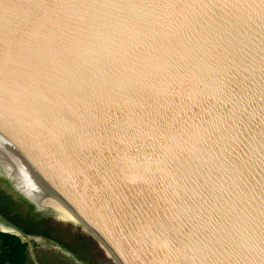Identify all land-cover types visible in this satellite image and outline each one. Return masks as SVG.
Returning a JSON list of instances; mask_svg holds the SVG:
<instances>
[{"label":"water","instance_id":"95a60500","mask_svg":"<svg viewBox=\"0 0 264 264\" xmlns=\"http://www.w3.org/2000/svg\"><path fill=\"white\" fill-rule=\"evenodd\" d=\"M0 264H264V0H0Z\"/></svg>","mask_w":264,"mask_h":264}]
</instances>
